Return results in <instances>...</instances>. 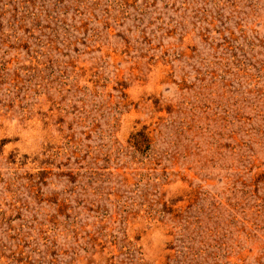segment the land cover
I'll list each match as a JSON object with an SVG mask.
<instances>
[{"label": "rangeland", "instance_id": "1", "mask_svg": "<svg viewBox=\"0 0 264 264\" xmlns=\"http://www.w3.org/2000/svg\"><path fill=\"white\" fill-rule=\"evenodd\" d=\"M0 264H264V0H0Z\"/></svg>", "mask_w": 264, "mask_h": 264}]
</instances>
